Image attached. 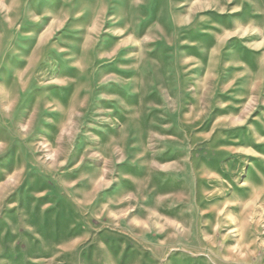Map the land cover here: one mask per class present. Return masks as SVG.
Listing matches in <instances>:
<instances>
[{"label": "rangeland", "instance_id": "374dc122", "mask_svg": "<svg viewBox=\"0 0 264 264\" xmlns=\"http://www.w3.org/2000/svg\"><path fill=\"white\" fill-rule=\"evenodd\" d=\"M0 264H264V0H0Z\"/></svg>", "mask_w": 264, "mask_h": 264}]
</instances>
